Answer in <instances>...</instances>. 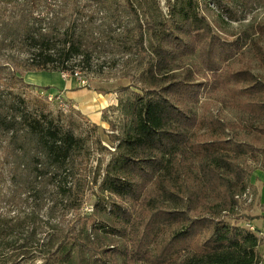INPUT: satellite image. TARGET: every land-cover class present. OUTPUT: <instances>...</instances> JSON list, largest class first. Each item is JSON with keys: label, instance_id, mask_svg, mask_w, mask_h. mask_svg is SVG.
<instances>
[{"label": "trees", "instance_id": "16d2710c", "mask_svg": "<svg viewBox=\"0 0 264 264\" xmlns=\"http://www.w3.org/2000/svg\"><path fill=\"white\" fill-rule=\"evenodd\" d=\"M109 1H0L7 205L31 204L35 227L36 214L60 197L80 201L87 187L77 177L86 140L14 93L25 84L22 72L75 76L95 59L131 53L145 64L141 94L100 184L116 202L98 201L126 227L122 264H262L261 238L244 225L255 218L240 207L264 154V23L227 41L201 14L199 0H166L168 19L159 23L144 22L131 0ZM194 55L200 66L182 65ZM204 95L237 119L198 114ZM95 251L96 264H117V251Z\"/></svg>", "mask_w": 264, "mask_h": 264}, {"label": "rangeland", "instance_id": "374dc122", "mask_svg": "<svg viewBox=\"0 0 264 264\" xmlns=\"http://www.w3.org/2000/svg\"><path fill=\"white\" fill-rule=\"evenodd\" d=\"M131 1L146 23H159L168 19L164 12L167 8L166 0ZM199 1L201 14L208 17L216 32L227 41H234L253 24L264 23V0H224L223 3L220 0ZM109 2L124 4L125 0ZM153 45L154 39L148 34V52H151ZM191 64L200 66L197 55L182 61L184 66ZM253 65L256 66V63ZM144 71L145 64L135 59L131 53L127 56L105 55L101 59H95L85 71L79 70L78 76L48 72L53 76L54 86L47 91L26 83V75L31 72H22L25 84L19 83L14 88V93L23 98L32 110L39 113L45 111L57 124L73 126L77 135L86 140L77 177L86 180L87 187L84 198L80 201L75 195L69 200L60 197L56 204L51 203L43 212L36 214V226L33 227L31 204L10 206L5 201L10 188L6 166L0 156V264H96L100 256L95 250L109 249L117 251L112 261L123 263L122 254L129 248L126 227L117 223L110 215L109 205L102 208L98 201L99 197L105 196L109 202H116L109 194H102L100 184L115 155L118 140L132 127L128 109L141 94ZM254 72L261 74L262 70L256 68ZM76 80L82 87L100 94L106 103H110V99H116L115 105L110 103L109 107L99 110L78 109L63 91L68 83ZM49 95L53 96V100L49 99ZM206 110L215 115L220 112L229 121L237 119L235 112L222 110L220 105H213L208 96L204 95L197 113L202 115ZM260 158L258 169L249 177L252 189L255 185H250L251 179L264 171L263 153ZM251 165L255 166L253 162ZM256 180L259 181L257 178ZM72 181H69L70 184ZM250 193L256 195V189ZM255 203H241L240 213L246 214L245 212L259 207ZM260 212L264 213V208ZM252 231L261 238L256 230ZM261 241L263 243L262 238ZM261 255L264 257V247Z\"/></svg>", "mask_w": 264, "mask_h": 264}, {"label": "crops", "instance_id": "0c3cea01", "mask_svg": "<svg viewBox=\"0 0 264 264\" xmlns=\"http://www.w3.org/2000/svg\"><path fill=\"white\" fill-rule=\"evenodd\" d=\"M52 77L53 76L51 75V73L31 72L26 75V83L36 87H52L54 86ZM63 91L66 92L67 97L73 101L78 109H84L86 111L103 109L105 106L109 107L110 103L112 105H115L116 103V99H110V103L104 102V100L102 99L103 97L100 94L82 87L78 80L68 83V87L64 88ZM255 175V177L259 181H257L255 177L254 179H251L250 185H255V187L252 189V187L249 186L246 195H244L241 200L242 204H247L255 201V204L259 206L251 209L248 213L245 212L247 216L255 219L247 222L244 225H246L245 227H247L248 225L253 227L254 230H256L263 239L262 246L259 247V251L262 254V250L264 247V213H261L260 210L264 208V171H261L259 174ZM255 189L256 195L251 194L250 191L253 190V192H255ZM261 206L263 208H260ZM262 264H264V257Z\"/></svg>", "mask_w": 264, "mask_h": 264}, {"label": "built area", "instance_id": "2783aa9c", "mask_svg": "<svg viewBox=\"0 0 264 264\" xmlns=\"http://www.w3.org/2000/svg\"><path fill=\"white\" fill-rule=\"evenodd\" d=\"M75 76H78V75H75ZM48 97H49L50 100H53V96L49 95ZM247 227H249L251 229V231L254 230V228L251 227L250 225H248Z\"/></svg>", "mask_w": 264, "mask_h": 264}]
</instances>
